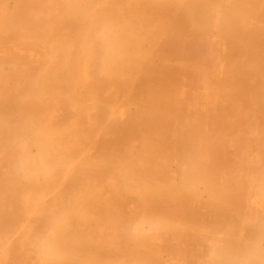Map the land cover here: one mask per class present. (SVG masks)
Wrapping results in <instances>:
<instances>
[{
	"label": "bare ground",
	"instance_id": "6f19581e",
	"mask_svg": "<svg viewBox=\"0 0 264 264\" xmlns=\"http://www.w3.org/2000/svg\"><path fill=\"white\" fill-rule=\"evenodd\" d=\"M0 260L264 264V0H0Z\"/></svg>",
	"mask_w": 264,
	"mask_h": 264
},
{
	"label": "rangeland",
	"instance_id": "374dc122",
	"mask_svg": "<svg viewBox=\"0 0 264 264\" xmlns=\"http://www.w3.org/2000/svg\"><path fill=\"white\" fill-rule=\"evenodd\" d=\"M28 44V43H27ZM29 46V45H28ZM25 46H20V47H17L16 49L19 51V52H22L23 54H26V53H28L29 52V50L28 49H25L24 48ZM12 87H13V85L11 84V83H8L7 85H6V88L8 89V90H10V91H12ZM250 135V134H249ZM0 264H7V262H6V260H0Z\"/></svg>",
	"mask_w": 264,
	"mask_h": 264
}]
</instances>
